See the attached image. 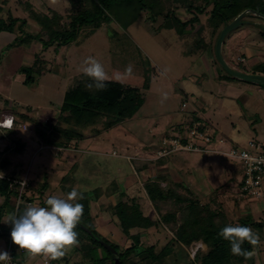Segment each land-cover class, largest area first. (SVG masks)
Returning <instances> with one entry per match:
<instances>
[{"label":"rangeland","instance_id":"rangeland-1","mask_svg":"<svg viewBox=\"0 0 264 264\" xmlns=\"http://www.w3.org/2000/svg\"><path fill=\"white\" fill-rule=\"evenodd\" d=\"M27 3L40 14H48L49 10L58 13L62 22L67 21L71 8L70 0H0V19L7 21L10 16L25 19V32L39 33L40 28L27 11ZM199 3L203 4L202 1L196 2ZM166 6L172 15L182 20L192 16L180 5ZM210 9L208 7L206 13L199 16V23L193 30L181 36L173 30L160 29L162 19L151 22L146 13H142L126 30L114 22L103 24L94 32L83 28L77 42L57 50L41 51L40 43L35 41L30 46L16 44L17 32L0 33V41L7 45L0 57V91L9 93L10 106L28 112L35 120L56 124L63 97L81 79V67L88 57H94L104 65L109 80L140 89L144 99L142 107L131 119L108 130H103V121H99L96 126L84 130L83 139L68 144L67 150L48 146L39 150L31 161L26 157L28 181L47 175L48 182L51 181L56 188L60 178L78 163L74 178L77 182L82 181L76 187L80 188L79 192L86 193L91 202L93 189L114 180L120 192L148 205L144 185L157 176H163V179L174 176L185 186L192 184V191L201 202L213 203L212 206L220 204L232 222L250 213L255 221L264 223V196L259 200L240 199V163L213 152L247 148L250 140L264 145V87L233 78L219 65L215 44L223 28L214 32V24L208 22ZM257 14L246 12L240 19L241 24L223 40V60L239 73L252 74L254 66L264 63V18ZM246 47L254 50L255 57L245 56ZM145 61L149 62L150 69ZM129 66L130 73L126 72ZM31 67L34 82L26 86L22 70ZM39 69L45 70L41 76L38 75ZM146 73L150 77V86L148 90H142ZM232 88L239 89L241 94L234 97L227 90ZM165 94L167 99L163 98ZM3 102L2 98V106ZM198 107L203 112L198 111ZM194 126L209 137V142L188 136ZM31 131L27 126L21 136L32 138ZM181 136L186 143L199 144L206 151L167 152L163 156L164 151L171 148L170 140L182 139ZM161 157L166 161L164 167L159 161ZM144 158L152 162L144 163ZM211 162L225 163L229 180L222 189H214L212 180L208 184L200 180ZM142 165L146 166L143 168ZM162 169L167 172L160 174ZM131 179L135 182L124 184ZM54 187L53 193H59ZM34 204L39 205L38 202ZM170 206H161V212L170 211ZM253 230L260 237L253 264H264V226ZM170 232L163 227L152 228L144 232V239L160 249L172 238ZM198 249L206 252L202 243L187 248L175 244L166 264H190Z\"/></svg>","mask_w":264,"mask_h":264},{"label":"trees","instance_id":"trees-1","mask_svg":"<svg viewBox=\"0 0 264 264\" xmlns=\"http://www.w3.org/2000/svg\"><path fill=\"white\" fill-rule=\"evenodd\" d=\"M197 1H202L203 4H196ZM166 4L182 6L187 13L192 14L191 18L182 20L172 15ZM70 5L67 21L62 22L63 18L58 13L49 10L48 14H40L27 3L30 18L38 25L40 32L28 34L24 30L27 21L10 16L7 21L0 19V33L17 32L14 43L28 46L33 41L39 42L41 51H45L49 48L57 50L77 42L83 28L94 32L103 24L114 22L126 30L137 22L142 13L149 14L151 22L161 18L163 22L159 28L173 30L178 36L193 30L199 23V16L206 13L208 7H211L208 22L214 24V32L224 28L245 10L264 16V0H70ZM34 57L39 60L37 55ZM35 64L36 62L33 67ZM145 64L148 69L151 68L148 61ZM33 67L22 70L25 75L23 84L26 86L34 82L31 76ZM254 70L252 74L264 76V63L254 66ZM44 73V69L38 70V75ZM147 73L142 90H148L150 86ZM91 82L90 78L82 75L76 86L64 95L56 124L33 122L37 139L43 146L65 149L71 142L77 143L83 139L84 130L96 126L99 121H103V130H108L131 119L144 103L140 89L108 80L104 90H89L85 85ZM13 132L14 130L11 131ZM94 132L99 134V131ZM181 141L186 142L183 138ZM7 188L8 183L0 181V193L5 194ZM111 188L116 190L117 187L113 184ZM144 190L154 210L152 216L147 215L134 198L122 200L124 193H119V201L113 207L121 232L130 240L127 247L109 243L96 231L90 216L89 199L83 194L84 199L78 201L84 206L83 216L75 229L79 240L78 251L83 261L91 264H114L117 258L120 264H166L175 244L187 248L202 243L206 252L196 250L190 264H253V257L246 260L242 256L233 255L230 242L219 236V232L227 225L239 224L252 229L263 227L264 223L255 221L250 213L240 216L234 223L220 204L212 206L213 203H203L188 186L168 182L160 176L145 184ZM96 192L99 194L101 191ZM23 199L32 201L34 198L24 195ZM166 204H170L172 209L162 213L161 206ZM40 205L46 206V201H40ZM158 226L167 229L170 227L171 230H168L172 232V238L160 249L142 241V231ZM132 230H136V233L130 234ZM101 243L110 245L116 254L108 252ZM242 248L247 251L255 250L247 242ZM60 260L53 261L57 263ZM63 260L66 264V259Z\"/></svg>","mask_w":264,"mask_h":264},{"label":"crops","instance_id":"crops-1","mask_svg":"<svg viewBox=\"0 0 264 264\" xmlns=\"http://www.w3.org/2000/svg\"><path fill=\"white\" fill-rule=\"evenodd\" d=\"M0 40L2 41V39ZM1 41H0V57L3 51V47H7V45L5 44L6 42L5 41L1 42ZM222 47H223V43L221 49ZM245 49H246L245 56H247V58L255 57L256 53L254 52L253 49L250 48L248 49L247 47ZM221 54H222V50H221ZM248 75H252V74H248ZM223 83L228 84L226 81H223ZM227 90H229V92L232 95H235L234 97H238L239 94H241L240 93L241 91L239 89L232 88ZM2 98L4 99L3 102L4 106H2L1 104ZM8 98H9V93L0 91V115L12 116L14 119V127L12 129L10 130L0 129V176L2 177L0 178V181H6L8 183V188L5 194L0 193V251H6L7 246L9 244V235L2 231H11L12 228L11 224L5 223L6 215L10 212H14L17 210L23 211L25 207L23 203L19 204L17 202V194H18L19 186L15 184L16 181L18 182L22 180L23 177L26 178L27 183H26L24 195L29 198L33 197L34 199L31 202H35V203L38 202L39 205H40V201L42 200L46 201L50 195L66 196V194L69 193L73 188H75L79 192L80 188L79 187L77 188L76 186L77 183H81L82 181L79 180L77 182L76 178H74L75 171L77 172V168L79 165L78 163L75 167L72 166L69 172L60 178V181L58 182L56 188L52 185L51 181L48 182L47 175H43V176L41 175L40 178L34 177L32 179H29L28 181L29 167L25 168V163H24L26 157H28L29 161H31L33 157L39 152V150L43 148L47 149L48 147V146H43L41 142L37 140V136L34 130V124L43 121H39L31 118L28 112L14 109L12 106L8 104ZM197 110L203 112V109L201 107H198ZM27 126L32 129L31 131L33 134L32 138L21 136V132L26 131ZM12 130H14L13 133H11ZM28 142L32 145L29 146ZM31 146L33 147V150ZM220 150L226 151L225 149H220ZM159 161L163 163V165H161L162 167L166 166L165 163L166 161L164 157L161 158ZM148 162H152V161L151 159L146 158L144 160V163H148ZM42 165L44 166V164ZM142 166L144 168L146 165H142ZM225 168H226L225 163L211 162L210 167H208L207 170H204V174L200 179L201 182L208 184V182L212 180L214 182L213 183V187H215L214 189H222V186L225 185L226 182L229 180ZM165 171L167 172V170L162 169L159 171V173L160 174L163 172L165 173ZM149 175L152 176V173L150 171H149ZM164 180L168 182L171 181L174 183H181L182 185H184L182 182L176 181L174 179V176H172L171 178L170 177L164 178ZM132 182H135V180L131 179V181H127L124 184L129 185ZM113 184L116 185L117 187L116 190L114 188L113 189L111 188ZM53 187L59 190V193H53L54 191V190L52 191ZM188 187L192 189L193 185L190 184V186ZM111 189L113 192L110 191ZM97 190H100L101 192L98 194L96 192ZM119 190L120 189L116 181L114 180H112L106 186L97 187L93 189L91 193L93 194L94 199H92L93 200L92 202L91 199L89 200V210L95 229L102 237H104L111 244H117L121 247H127L130 244V240L126 236H124L123 233L121 232V229L119 228L117 223V219L114 216V210H113V207L119 201V193H122ZM80 193L86 195V193L83 192ZM144 195L148 201V205H146L145 201H138V203L144 208L147 215L152 216L154 214L152 204L148 200L145 192ZM131 196L132 195L129 196L128 194H124L122 200L126 201L128 199H132L133 197ZM161 227L162 226L152 227V228L160 229ZM152 228H149L146 231H142V240L147 245H153V244H150L148 241L146 242V239H144L145 238L144 232H149V230ZM165 230L169 231L167 228H165ZM134 233H136V230H132L130 232V234H134ZM11 245L13 249V253H12L13 259L16 262H18V264H44V261H47L48 262L47 264H64L65 260L63 259H66L67 262L66 264H91L82 260V257L78 251L79 243L76 247L71 249L72 252L71 250L67 251L65 256L60 258L61 259L60 262L57 263H55L49 257L44 255L30 256L26 251L21 252L19 247L13 244V242L11 243Z\"/></svg>","mask_w":264,"mask_h":264},{"label":"clouds","instance_id":"clouds-1","mask_svg":"<svg viewBox=\"0 0 264 264\" xmlns=\"http://www.w3.org/2000/svg\"><path fill=\"white\" fill-rule=\"evenodd\" d=\"M81 72L92 81L85 85L87 89L102 91L106 88L108 73L94 57L83 61ZM126 72H131L130 66ZM163 98L167 99L166 94ZM83 199L84 195L73 188L66 196L50 195L46 206L27 204L23 211L8 213L5 223L12 225L10 234L13 244L30 256L44 255L51 260L64 257L67 251L79 243L75 229L83 216L84 206L78 202ZM219 236L230 242L233 255L246 260L251 259L255 251H247L242 245L247 242L255 248L260 243L256 231L239 224L225 226ZM11 261L12 257L7 251H0V264H11Z\"/></svg>","mask_w":264,"mask_h":264},{"label":"built area","instance_id":"built-area-1","mask_svg":"<svg viewBox=\"0 0 264 264\" xmlns=\"http://www.w3.org/2000/svg\"><path fill=\"white\" fill-rule=\"evenodd\" d=\"M184 107V104L182 105ZM14 127V119L12 116L0 115V129L10 130ZM188 136L191 138L202 139L204 142H209V137L205 136L198 126L192 127ZM219 143L223 144V140L219 139ZM171 148L164 151L163 156L167 152H180V151H192V152H205L204 147L190 143H183L180 138H174L170 140ZM62 149V148H59ZM214 153H220L224 157L230 160H236L240 163L241 168V180L239 183L238 197L246 200H259L264 196V145L256 140L248 141L247 148H233L230 150L222 151L215 150ZM1 177V176H0ZM14 183V182H13ZM26 178L24 177L20 181H16L15 184L19 186L17 194V202L23 205L34 204L35 202L24 201L23 196L26 188ZM12 239L9 235V244L6 251L11 255V264H18L13 259ZM20 251H24L20 249ZM44 261V264H47Z\"/></svg>","mask_w":264,"mask_h":264},{"label":"water","instance_id":"water-1","mask_svg":"<svg viewBox=\"0 0 264 264\" xmlns=\"http://www.w3.org/2000/svg\"><path fill=\"white\" fill-rule=\"evenodd\" d=\"M246 12L255 13L252 10H246L243 13H241L239 16H237V18H235L233 22H231L229 24H226L225 27L221 30V32H220V34H219V36L217 38L216 44H215V55H216V59H217L219 65L231 77L236 78V79H239V80H243V81H246V82H249V83H254V84H257V85H262L264 87V77H262L260 75H253V74L252 75H248V74L239 73V72H236V71L232 70L231 68H229L227 66V64L223 60V57H222V54H221V46H222V43H223V40H224L225 36L229 32H231L232 30H234L236 27H238V25L241 24L240 19L243 17V15ZM255 14H257V13H255ZM257 15H259V14H257ZM259 16H261L262 18H264V16H262V15H259ZM2 232L6 233L8 235H11L10 234L11 231H2ZM101 245L108 252L112 253L113 255L116 254V252L111 248L110 245L105 244V243H101ZM114 264H120V262H119V260L117 258H115Z\"/></svg>","mask_w":264,"mask_h":264}]
</instances>
